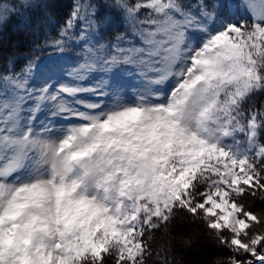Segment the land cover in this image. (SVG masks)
Masks as SVG:
<instances>
[{
  "label": "snow or ice",
  "instance_id": "1",
  "mask_svg": "<svg viewBox=\"0 0 264 264\" xmlns=\"http://www.w3.org/2000/svg\"><path fill=\"white\" fill-rule=\"evenodd\" d=\"M259 95L264 0H73L0 72V264H178L180 217L264 264Z\"/></svg>",
  "mask_w": 264,
  "mask_h": 264
},
{
  "label": "trees",
  "instance_id": "2",
  "mask_svg": "<svg viewBox=\"0 0 264 264\" xmlns=\"http://www.w3.org/2000/svg\"><path fill=\"white\" fill-rule=\"evenodd\" d=\"M45 2L51 5V23L43 14L42 4ZM92 2L103 4V0ZM4 4L8 11L0 16V72L13 66L19 71L38 43L56 38L60 26L71 11L73 0H4ZM100 10L107 15V9L101 7ZM106 39H111V33ZM255 100L259 105L264 101V95L257 96ZM261 206L260 201L252 204L254 211H259ZM189 237L194 240V246L190 249L183 246V240ZM168 239L172 248L169 260H175L178 264H206L209 260L227 255L226 250L219 248L212 237L205 233L202 224L185 217L176 220Z\"/></svg>",
  "mask_w": 264,
  "mask_h": 264
},
{
  "label": "rangeland",
  "instance_id": "3",
  "mask_svg": "<svg viewBox=\"0 0 264 264\" xmlns=\"http://www.w3.org/2000/svg\"><path fill=\"white\" fill-rule=\"evenodd\" d=\"M21 1H27V0H21ZM4 7H5V4H4ZM3 15V14H2ZM2 15H0V16H2Z\"/></svg>",
  "mask_w": 264,
  "mask_h": 264
},
{
  "label": "bare ground",
  "instance_id": "4",
  "mask_svg": "<svg viewBox=\"0 0 264 264\" xmlns=\"http://www.w3.org/2000/svg\"><path fill=\"white\" fill-rule=\"evenodd\" d=\"M216 248V247H215Z\"/></svg>",
  "mask_w": 264,
  "mask_h": 264
}]
</instances>
